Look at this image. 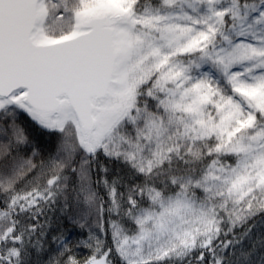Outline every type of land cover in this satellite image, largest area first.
I'll list each match as a JSON object with an SVG mask.
<instances>
[{
  "label": "snow or ice",
  "instance_id": "obj_1",
  "mask_svg": "<svg viewBox=\"0 0 264 264\" xmlns=\"http://www.w3.org/2000/svg\"><path fill=\"white\" fill-rule=\"evenodd\" d=\"M0 264H264V0H0Z\"/></svg>",
  "mask_w": 264,
  "mask_h": 264
},
{
  "label": "trees",
  "instance_id": "obj_2",
  "mask_svg": "<svg viewBox=\"0 0 264 264\" xmlns=\"http://www.w3.org/2000/svg\"><path fill=\"white\" fill-rule=\"evenodd\" d=\"M56 225L53 224V228H55ZM69 228V232H70V235H71V240L73 242H75L76 240L78 239H84L86 238L87 236V229H79V228H73L72 226H68ZM59 233H56V232H50L49 233V237H48V242L45 244V248L46 249H54L56 247V244L52 241L51 237L52 236H55V235H58Z\"/></svg>",
  "mask_w": 264,
  "mask_h": 264
}]
</instances>
